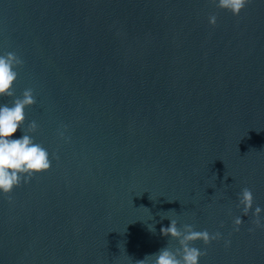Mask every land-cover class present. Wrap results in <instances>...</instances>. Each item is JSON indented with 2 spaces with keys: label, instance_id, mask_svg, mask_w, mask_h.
I'll list each match as a JSON object with an SVG mask.
<instances>
[{
  "label": "water",
  "instance_id": "obj_1",
  "mask_svg": "<svg viewBox=\"0 0 264 264\" xmlns=\"http://www.w3.org/2000/svg\"><path fill=\"white\" fill-rule=\"evenodd\" d=\"M8 52L52 168L0 194V264H151L179 247L161 213L231 241L194 242L200 264H264L239 205L247 187L264 208V0L238 17L214 0H0Z\"/></svg>",
  "mask_w": 264,
  "mask_h": 264
},
{
  "label": "clouds",
  "instance_id": "obj_2",
  "mask_svg": "<svg viewBox=\"0 0 264 264\" xmlns=\"http://www.w3.org/2000/svg\"><path fill=\"white\" fill-rule=\"evenodd\" d=\"M214 2L238 17L250 0H214ZM209 22L215 26L217 17L210 16ZM23 63L24 61L14 52L0 55V100L4 98L10 100L9 103L0 102V194L6 196H10L16 188L29 183L36 176L52 168L51 154L26 130L27 110L37 104L33 90L29 88L24 90L21 96L15 95L14 89L19 78L18 69ZM28 128L35 131L38 128L37 122L33 121ZM18 131L21 135L16 136ZM66 131V128H62L58 131V135L61 140L70 142ZM239 205L243 208V216L251 213L255 217L256 226L264 229V208L255 205L254 193L250 188L246 187L242 190ZM161 217L171 221L169 227L161 228V234L178 241L179 247L172 249L168 246L146 257L145 260L151 258V264H200V258L205 253L195 247L194 242L203 241L205 244H210L212 241L224 240L223 234L219 231L214 234L207 230L197 231L191 224L184 225L181 230L176 219L164 213H161ZM241 217L236 216L233 220L236 231H239L244 223ZM153 227L154 231L150 227L149 230L155 232V226ZM224 243L226 247L231 245L230 240H224Z\"/></svg>",
  "mask_w": 264,
  "mask_h": 264
}]
</instances>
